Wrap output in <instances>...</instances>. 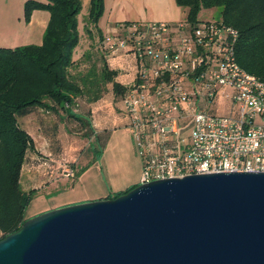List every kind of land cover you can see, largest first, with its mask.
<instances>
[{"label":"built area","instance_id":"built-area-1","mask_svg":"<svg viewBox=\"0 0 264 264\" xmlns=\"http://www.w3.org/2000/svg\"><path fill=\"white\" fill-rule=\"evenodd\" d=\"M238 32L221 19L122 24L105 56L131 55L120 97L141 160L140 184L222 172L264 173V81L236 61ZM225 109V113L221 110ZM76 170L64 177L75 178Z\"/></svg>","mask_w":264,"mask_h":264},{"label":"water","instance_id":"water-1","mask_svg":"<svg viewBox=\"0 0 264 264\" xmlns=\"http://www.w3.org/2000/svg\"><path fill=\"white\" fill-rule=\"evenodd\" d=\"M0 264H264V173L157 180L42 213L0 240Z\"/></svg>","mask_w":264,"mask_h":264},{"label":"trees","instance_id":"trees-1","mask_svg":"<svg viewBox=\"0 0 264 264\" xmlns=\"http://www.w3.org/2000/svg\"><path fill=\"white\" fill-rule=\"evenodd\" d=\"M175 2L186 9L185 21L190 27L201 22L198 14L202 9H219V19L238 32L235 46L238 65L264 81V0ZM81 8L80 0H26L25 22L37 9L50 14L41 45L0 48V240L16 232L27 220L25 209L33 197L32 191L22 190L20 176L28 152L34 150V142L18 120L41 108L62 120L67 119L69 124L80 126L89 137L88 121L75 114L77 99L86 94L87 86L111 84L115 97L125 92L114 80L116 72L109 70L104 62L98 72L92 69L89 74L79 76L72 73L73 54L79 43L77 17ZM102 11L103 0H91L90 22L96 23Z\"/></svg>","mask_w":264,"mask_h":264},{"label":"crops","instance_id":"crops-1","mask_svg":"<svg viewBox=\"0 0 264 264\" xmlns=\"http://www.w3.org/2000/svg\"><path fill=\"white\" fill-rule=\"evenodd\" d=\"M25 1L0 0V48L13 49L22 46L41 45L42 36L50 14L46 10L37 9L32 12L29 21L25 22L23 11ZM36 1L45 2V0ZM80 1L82 8L77 17L79 43L73 54L74 65L72 73L79 76L89 74L92 69H96L98 72L104 62L107 64L109 70L116 72L117 76L114 80L125 90L132 84L135 77L134 59L131 55L127 54L105 56L99 48L102 37L116 35L120 26L125 23L166 22L174 24L179 21H184L186 16V9L178 6L175 0H103L102 14L96 23H92L88 17L91 0ZM101 86L102 84L100 83L94 84L93 86L88 85L86 92L94 91L98 93ZM108 86H110L111 94L105 101L106 104L101 108V113L98 114L97 108L93 107L98 104L99 100H97V97H92L95 100L92 99L90 103V116L85 118L90 127L89 137L95 139L103 147L104 152L110 146L111 139L115 134H113L114 131L124 129L129 133L128 120L123 112L120 97L114 96L111 84H108ZM116 140L118 142V139ZM128 143L129 146L127 147L132 149L130 151L133 154V165H135L136 169L133 170L131 179L127 185L123 189H119L120 191L114 193L115 195L140 185L139 172L141 169V161L135 156L130 142L126 144L128 145ZM95 162V158L90 155L84 165L78 167V170L75 168L76 176L82 167L90 164L94 165ZM101 170L100 167L95 166L92 171L96 174V172L101 173ZM64 179L66 177L43 178L38 180L34 176H28L24 179L23 183L21 174L20 184L22 190L27 193L34 187H40L42 190H45L49 186L54 185L56 181ZM79 179L78 182L81 181ZM101 181L98 180V184L90 185V190L86 194L79 193L74 196H69L65 202L52 204L48 209L34 216L65 206L111 199L114 196L110 195L113 192L112 187L106 184L103 186V182ZM74 183L72 182L71 184V190L69 192L71 194L74 190ZM30 218L32 217L26 219L28 220Z\"/></svg>","mask_w":264,"mask_h":264},{"label":"rangeland","instance_id":"rangeland-1","mask_svg":"<svg viewBox=\"0 0 264 264\" xmlns=\"http://www.w3.org/2000/svg\"><path fill=\"white\" fill-rule=\"evenodd\" d=\"M219 18L220 11L217 8L202 9L198 14L200 21L217 20ZM110 94L108 84L102 85L98 93L94 91L86 92L85 96L78 99L75 114L81 118H88L90 116V103L95 97L99 102L93 107L97 108L98 114L101 113V108L106 104L105 101ZM101 102L103 103L101 104ZM221 112L225 113V109ZM62 118L64 117L62 116ZM18 122L34 142V150L28 152L26 162L21 169L23 183L28 176H34L38 180L61 178L64 177L67 170L75 168L78 170V167L84 165L90 155L96 160L95 164L93 163L94 165L90 164L82 167L76 178L58 180L45 190L40 187L32 188L30 191L33 192V197L25 209V218L35 217V214L48 209L52 204L65 202L69 196L79 193L86 194L90 190L89 186L98 184V180H102L103 186L104 184L111 186L113 192L110 195H115L114 193L127 185L133 170L136 169L133 165V154L130 151L132 149L127 147L129 146V143L126 144L127 142H130L135 156L140 160L132 136L124 129L113 132L115 134L111 139L110 146L104 152L103 147L95 139L85 136L86 131L80 126L69 124L67 119L62 120L56 114L47 112L44 109L38 108L30 115L19 119ZM116 139H118V142ZM95 166L102 169L101 173L96 172L95 174L92 171ZM141 173L142 166L139 172L140 178ZM79 178L81 181L78 182ZM72 182H75V185L71 194L69 192Z\"/></svg>","mask_w":264,"mask_h":264}]
</instances>
